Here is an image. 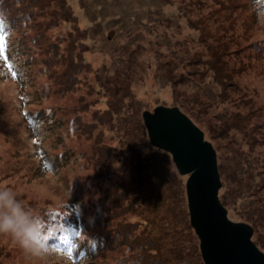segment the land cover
I'll list each match as a JSON object with an SVG mask.
<instances>
[{
    "label": "rangeland",
    "instance_id": "1",
    "mask_svg": "<svg viewBox=\"0 0 264 264\" xmlns=\"http://www.w3.org/2000/svg\"><path fill=\"white\" fill-rule=\"evenodd\" d=\"M201 1L204 10L218 12L219 25L233 28L231 33L237 45H230L227 38L220 39L215 34L217 25L211 24V30L199 25L203 15L194 3ZM67 2L73 11L66 12V23L62 19L53 20L47 13L42 19L33 14L29 26L23 29L24 48H29L31 59V68L25 71L29 80L24 92L32 93L29 102L33 105L28 102L21 106L18 97L25 94L19 83L1 79L0 72V185L9 187L29 211L28 215H51L50 210L58 213V209L74 203L87 206L100 203V212L91 209L92 216L89 211L84 215L89 223L88 235L100 237L99 262L121 254L117 250L126 246L127 241L133 245L136 239L153 238L155 234L162 235L161 240L154 238L162 243L158 249L162 248L151 256H169L163 255V247L174 243L176 238L179 246L185 247L184 256L189 258V264H205L200 240L190 222L188 176L179 173L170 153L150 145L143 113L160 105L178 107L204 132L205 139L216 150L218 169L219 165L223 168L224 174L219 170L222 182L219 195L223 192L236 202L234 206H225L228 216L235 222H243L238 216L244 214L249 201L238 197L240 187L236 179L247 184L252 169H256L252 173L256 180L264 179V171H259L264 157V145L259 143L264 142V125H258L264 120V57L254 55L257 54L254 46L263 37L255 23L261 17L258 14L253 17L246 0H240L239 7L231 12L222 9V0ZM227 11L231 13L228 17ZM74 16L77 22L71 20ZM17 30L16 38H20L21 29ZM81 30L86 36L83 45L79 39ZM248 30L254 32L245 38ZM37 33L43 39L33 40ZM55 35L65 39L61 47L66 57L61 59L64 65L56 64L60 58ZM218 38L220 42L216 44ZM206 40L213 46L219 45L225 56L208 53ZM73 41L78 51L84 52L81 80L87 84L75 93L66 92L61 85L62 68L73 62L67 49L75 48ZM229 49L227 55L225 50ZM191 56L194 60L210 59L212 65L215 60L228 58L229 66L225 70L218 68V82L210 72L186 75L192 67L187 64ZM238 57L244 60L241 67ZM15 58L19 60L21 53ZM187 76L190 78L184 79ZM59 107H78L81 122L76 114L69 116L76 122L75 129L68 131L61 122L58 125L61 131L53 128L51 133L41 128L42 132L34 135L22 116V111L40 108L64 121L68 115L60 112ZM247 141H251L254 152L248 149ZM41 150L48 153L52 167L48 166L49 161L44 168L39 165L43 163ZM105 155L112 158L109 164L112 178L108 181L102 175L90 176L81 185L80 178L98 174L101 162L106 165ZM133 164L135 168L129 171ZM126 170L129 174L125 176ZM101 179L105 180V189L90 187ZM172 204L174 211L169 210ZM183 207L188 212L185 223L178 216ZM0 264L61 262L49 250L36 255L27 253L10 235L0 234Z\"/></svg>",
    "mask_w": 264,
    "mask_h": 264
},
{
    "label": "trees",
    "instance_id": "2",
    "mask_svg": "<svg viewBox=\"0 0 264 264\" xmlns=\"http://www.w3.org/2000/svg\"><path fill=\"white\" fill-rule=\"evenodd\" d=\"M199 1L200 0H198V2ZM246 1L248 8H250V10L253 11V17L254 14L255 15L258 14L261 17V19L259 18V20H255L256 21L255 23L258 24V25L256 24L257 28L259 27L261 29L263 37L259 38L258 39L259 42L257 43L258 45L254 46L255 47L254 51L257 53L254 55L257 58H262L264 57V0H246ZM239 3L240 0H222V4H223L222 9L228 8L231 12L239 7L238 6ZM194 5L199 10V13L201 11L200 14L203 15L202 16L203 19H201V21L199 22L200 26H203V28L205 27L210 28L211 30V26H210L211 24L217 25L215 29L217 33L215 32V34L216 35L218 34V37H220V39L227 38L229 41H231L230 45L232 44L233 46L237 45L236 37L231 33L233 28L232 27L230 28L229 26H227L226 28L224 26L223 28L222 27L223 24L219 25V23H217L216 18L218 12L214 13L213 11L210 10L207 11L204 10L202 1L199 4L194 3ZM244 5L241 4L240 7H244L246 9V6ZM218 9H220V7ZM67 11H70V13H72L71 11H73L71 6L68 4L67 0H0V36L3 37V41L0 42L2 43V46H0V69H1L0 72L3 73L1 79L4 80L7 79L19 83L21 91L25 94V95H20L18 97V100L21 102V106H26V104H28L29 102L30 96L32 95V93L29 94L28 91L24 92L26 80H29V78H27V74L25 73V71L31 68V59H29V55H28L29 48H24L26 42L25 40H23V29L29 26L30 23L28 21L32 18L33 14L36 18L42 19L43 17H45L47 13L50 17L52 16L53 20L62 19L63 22L66 23L67 17L65 14ZM226 15L228 17L229 15H231V13L227 11ZM71 20L77 22V18L75 16ZM71 20L70 22H72ZM39 23H43V20L39 21ZM58 27L60 26H56V28ZM18 28L21 29L19 32L20 38H16V36L18 35L17 32L19 31L17 30ZM252 31L253 30H248L245 38L246 37L248 38V35H251ZM81 34L82 35L79 39H80V43L83 45V43L86 42L85 41L86 36L83 30H81ZM41 37L43 39V36ZM41 37L39 36V33H37L36 36L34 35L33 40L38 41ZM55 38L56 41L58 42L57 55H59L60 58V62L56 64L64 65V62H61V59L66 57L64 56L61 47L62 44L65 42V39L62 37H58L57 35H55ZM204 42L205 45L207 46L206 49L208 50V53H210V51L212 54L215 53V57H217V55L219 57L220 55L225 56L223 49L218 48L219 45H216L217 43L220 42L219 38L216 39L215 41L216 44H214V46L213 44L210 43V41L206 40ZM72 44L73 47L76 48L74 41L72 42ZM69 48L71 47L70 46L67 47V49L70 52L68 56L73 62L70 61V63L66 64L68 66H66L65 69L62 68L64 74L62 75L63 81L61 82V85L63 86V88H65L64 90L66 92L75 93L78 92V90H81L83 86L87 85V84L85 85L84 82H82L81 80V75L84 73L83 60H85V58L83 57L84 52L78 51V49L76 48L77 53H75V48L72 49ZM20 50L23 52H20ZM235 51L238 52L239 48H236ZM20 53H21V58L19 60L21 61L15 58ZM225 53L228 55L230 53V49L228 51L225 50ZM238 59H239L238 60L239 67L243 66L244 60L239 57ZM206 60H204V58L202 57H198L196 60H194L192 56L189 57L187 60V64H190L192 67L188 68L189 71L186 72V75L199 74L202 71L210 72L214 74L213 78L216 80V82H218V76H216L218 74V68L222 67L221 69L225 70L224 68H226V66H229L227 65L229 63L228 62L229 59L228 58L221 59L219 60V62L215 60L214 65L211 64L210 59L209 60L206 59ZM224 64L225 67L221 66ZM206 65H208V68H204V66ZM190 77L187 76V78L184 79L187 80ZM230 82L231 81H229V83ZM90 93L91 92H88V94ZM222 94L224 96L226 95L225 92H223ZM81 99H79L80 102ZM31 103L32 102L30 101L29 104ZM78 107L73 109L59 107L60 112H62L64 115H68V118L65 119L64 121L63 119H58L57 116H54V114L53 115H49V113L47 114L44 110H40V108L33 110V112H31L30 110L22 111V116L25 122L30 127V129L33 131L34 135L40 134L42 132L41 128H44V130H49L51 133L53 128H56L59 131H61V129L58 128V125L61 124V122L62 125L67 128L68 131H71L72 129H75L74 127L76 126V122L74 119H71L72 116L69 117L70 114L71 115L76 114L78 121L81 122V117L77 115V112L79 110ZM259 113H262V110H260ZM263 122L264 120L262 122H258V125L263 126L264 125ZM246 143L247 146L249 147L248 149L254 152L252 144H250L251 141H247ZM259 143H262L264 145V142H259ZM150 145H152L151 142ZM161 152L164 153V150H161ZM39 155H41L40 162L43 160V163L41 164L39 163V165H41L42 168H44L46 161L47 162L49 161L48 166L52 167L53 162L49 158L48 153L41 150ZM105 156L108 157L107 158L108 162L106 163L107 167L104 164V162H101V164L99 165L100 170L99 171L97 170L98 174H94V175L87 174L86 176L84 175L82 178H80L81 181H79L81 185L84 183V181H88L90 176L102 175V177L106 178L108 181L109 179L112 178V172L109 168V164L112 158L110 155L109 156L105 155ZM131 167L132 169L131 170L128 169L129 171H132L135 168V165L133 164L131 165ZM259 167H260L259 171H264V157ZM249 168H251L250 165L248 166V169ZM128 170H126L125 173H123L125 174V176L129 174ZM219 170L221 174H224L221 165H219ZM255 170L256 169H252L251 171H249L250 174H248L249 175L248 182L249 181L250 182L249 183L247 182V184H244L243 183L244 181L242 179H236V183L240 187V192L238 194V197L243 196L245 197L246 201H249L248 207L244 209V214H240L238 217L239 220L251 224L253 226V228L255 229L254 241L256 245L261 250L264 251V179L256 180L252 175V173H254ZM254 179L256 181H254ZM104 183L105 180L101 179L100 182L98 183L95 182L90 187L94 188L96 186L97 187L96 190H100V188L105 189L106 187L104 186ZM115 189L116 188H113L114 191ZM81 193L83 194L84 191ZM82 194L79 193L80 196ZM232 194L235 195L234 193ZM173 196L175 198V195ZM182 197H183V201H185L186 203L185 194H182ZM180 198L178 197L179 201ZM219 198L224 206L230 207V206H234L236 203L234 200L230 201L227 195L223 192L219 195ZM174 206L175 204L174 205L172 204V207H170L169 210L174 211ZM100 207H101L100 203H97L95 206H90V205L87 206L86 204L74 203L71 205H65L62 208L58 209V213L57 211L53 213V211L50 210V212H52L51 215L37 216L32 214L28 216L32 218V223L35 229L38 230L37 235L39 237V240L47 245V247L44 250H49L53 254H55V258H59L61 264H189V258L187 260L185 259L184 256L185 247L184 246L180 247L176 238L174 240L175 241L174 243H167L166 247H163L164 248L163 255L167 254L169 256H160V258L151 256L152 254L156 256L162 248L161 247L158 249V247L162 245L161 241H159L162 239L161 237L162 235H160V237H158L157 235L156 237L155 234L153 238L152 237L147 239L143 238L142 240L141 238L136 239L135 242L133 241L134 243L133 245L129 241H127L126 246L125 245L121 246V249L117 250L123 255L122 257L120 256L121 254H117L116 256H111L110 258H107L103 262H99L98 255L100 250L102 249V246L100 245V243L98 244L99 241L97 240L100 237H96L95 235L93 236L88 235L89 228L87 227V225H89V223L87 222V219L84 217V215L87 214L88 211L90 212L91 209H97L96 211L100 212ZM90 213L92 216L94 212H90ZM178 216L179 218H182L185 223L186 220L185 218L186 216L188 217L187 208L183 207L182 211L180 210ZM155 237L158 238L159 240L158 239L155 240L154 239ZM145 249L150 252H145Z\"/></svg>",
    "mask_w": 264,
    "mask_h": 264
},
{
    "label": "water",
    "instance_id": "3",
    "mask_svg": "<svg viewBox=\"0 0 264 264\" xmlns=\"http://www.w3.org/2000/svg\"><path fill=\"white\" fill-rule=\"evenodd\" d=\"M143 119L151 144L170 153L179 173L188 176L190 222L204 263L264 264L252 226L231 220L219 198L217 154L204 132L178 107L157 106L145 111Z\"/></svg>",
    "mask_w": 264,
    "mask_h": 264
},
{
    "label": "clouds",
    "instance_id": "4",
    "mask_svg": "<svg viewBox=\"0 0 264 264\" xmlns=\"http://www.w3.org/2000/svg\"><path fill=\"white\" fill-rule=\"evenodd\" d=\"M0 234L10 235L14 243L33 255L47 247L39 240L32 218L20 199L3 185H0Z\"/></svg>",
    "mask_w": 264,
    "mask_h": 264
},
{
    "label": "snow or ice",
    "instance_id": "5",
    "mask_svg": "<svg viewBox=\"0 0 264 264\" xmlns=\"http://www.w3.org/2000/svg\"><path fill=\"white\" fill-rule=\"evenodd\" d=\"M2 41H3V37L0 36V42H2ZM0 46H2V43H0Z\"/></svg>",
    "mask_w": 264,
    "mask_h": 264
}]
</instances>
